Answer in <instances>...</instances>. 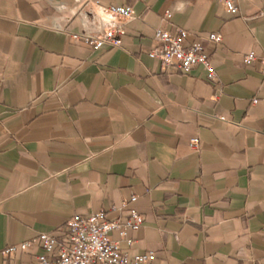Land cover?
<instances>
[{"label":"crops","instance_id":"0c3cea01","mask_svg":"<svg viewBox=\"0 0 264 264\" xmlns=\"http://www.w3.org/2000/svg\"><path fill=\"white\" fill-rule=\"evenodd\" d=\"M237 6L0 0V264H34L38 236L66 239L76 215L131 209L145 223L119 241L130 257L264 264V0ZM122 25L120 46L73 37ZM157 28L189 30L217 81L202 65L183 72L151 58Z\"/></svg>","mask_w":264,"mask_h":264},{"label":"built area","instance_id":"2783aa9c","mask_svg":"<svg viewBox=\"0 0 264 264\" xmlns=\"http://www.w3.org/2000/svg\"><path fill=\"white\" fill-rule=\"evenodd\" d=\"M226 7L233 13L239 8L237 0H223ZM110 11L127 21L132 18L131 7L124 5H111ZM170 17V14H167ZM124 27L116 26L108 29L100 35L90 32L76 33L75 39H82L85 43L100 49L105 45L120 46ZM190 31L178 28L171 33L162 28L155 30V39L158 45L149 51L151 58L158 59L165 68H176L183 72H189L193 67L202 65L207 72V79L211 82L217 81V71L212 65L210 55L205 47L198 41H189ZM215 42L220 41V36H210ZM255 52L245 56L247 64L257 60ZM264 74V57L259 58ZM224 118V117H222ZM193 148H199L200 142L197 138L190 141ZM137 196H132L130 201H135ZM128 201L123 202V207ZM145 223L144 217L136 210L131 209L125 219L110 218L106 211L100 210L86 217L74 216L69 222L67 238L58 239L52 234L41 233L38 236L44 253L36 257L34 264H155L156 253L146 251L130 257L120 246L121 239L128 238L129 232L138 230ZM117 234V237L115 236ZM28 242L8 247L5 252L11 253L18 249H26Z\"/></svg>","mask_w":264,"mask_h":264}]
</instances>
